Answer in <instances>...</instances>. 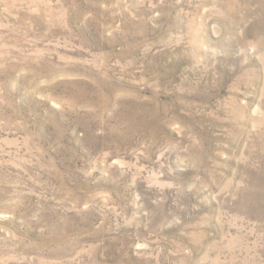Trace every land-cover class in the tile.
Instances as JSON below:
<instances>
[{"label":"rangeland","instance_id":"obj_1","mask_svg":"<svg viewBox=\"0 0 264 264\" xmlns=\"http://www.w3.org/2000/svg\"><path fill=\"white\" fill-rule=\"evenodd\" d=\"M0 264H264V0H0Z\"/></svg>","mask_w":264,"mask_h":264}]
</instances>
